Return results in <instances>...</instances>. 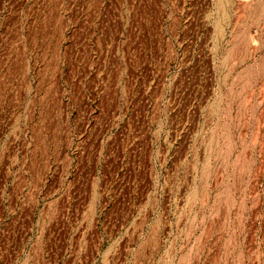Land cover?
Wrapping results in <instances>:
<instances>
[{"label":"rangeland","instance_id":"rangeland-1","mask_svg":"<svg viewBox=\"0 0 264 264\" xmlns=\"http://www.w3.org/2000/svg\"><path fill=\"white\" fill-rule=\"evenodd\" d=\"M140 70L143 102L117 95ZM56 208L96 219L102 264H127L142 220L150 264H173L156 235L177 220L183 264H264V0H0L8 264Z\"/></svg>","mask_w":264,"mask_h":264},{"label":"crops","instance_id":"crops-1","mask_svg":"<svg viewBox=\"0 0 264 264\" xmlns=\"http://www.w3.org/2000/svg\"><path fill=\"white\" fill-rule=\"evenodd\" d=\"M84 190L85 188H82V191ZM95 193V190L92 189L91 194ZM74 201H80V197L75 198ZM60 202L63 203L64 199L56 197L51 199L49 205L59 206ZM77 206L80 207L81 204L79 203ZM57 213H59L58 208L47 210L46 217L36 220V243L26 259V264H102L103 233L96 219L86 216L87 212L85 211L83 212L84 216L75 219L56 218ZM34 221V219L31 221L30 234L34 230ZM176 223L179 227L180 222L177 220ZM150 224L152 222L148 223L147 221L146 223L144 220L142 223L141 221L137 224L134 222L132 241L130 242L132 248L129 247L127 264H150L147 256L152 251L150 242H148L151 233L148 235V232L145 231V226ZM175 224L169 228H165L167 227L166 223L159 225L156 235L157 257L165 263L169 252L174 257L173 264H183L181 258L184 254L193 255V236L190 235L185 239V244H178V229L175 232L172 228ZM111 264H115V261ZM189 264H194L193 260Z\"/></svg>","mask_w":264,"mask_h":264},{"label":"built area","instance_id":"built-area-1","mask_svg":"<svg viewBox=\"0 0 264 264\" xmlns=\"http://www.w3.org/2000/svg\"><path fill=\"white\" fill-rule=\"evenodd\" d=\"M134 69L137 70V67L134 66ZM112 83L114 84V89L117 95L118 92L124 93L125 95H128L130 99L139 98L140 102H143L144 94L147 93L150 87V85L147 82V73L145 70L144 71L140 70L136 76L134 77L128 76L123 80H119L115 78L112 81ZM131 108H132V103L130 101V105L128 106V110H130V112L132 111ZM3 232L6 234H10L9 230H4ZM13 235L15 240L17 233L15 232ZM11 246H12L11 241L9 243L5 241L3 244H0V259L2 261V264H8V261L11 260L12 254L14 253Z\"/></svg>","mask_w":264,"mask_h":264}]
</instances>
